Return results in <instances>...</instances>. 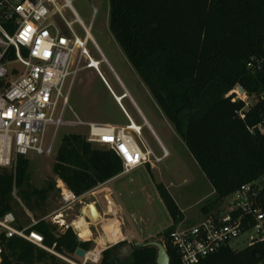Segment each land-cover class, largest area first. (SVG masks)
<instances>
[{
  "label": "trees",
  "instance_id": "trees-1",
  "mask_svg": "<svg viewBox=\"0 0 264 264\" xmlns=\"http://www.w3.org/2000/svg\"><path fill=\"white\" fill-rule=\"evenodd\" d=\"M109 1L114 39L209 180L214 202L264 178V130H252L264 120V100L257 98L264 90V73L253 76L247 70L249 58L263 53L264 0ZM238 85L254 102L244 120L238 115L244 103L233 101L235 95L226 97ZM123 169L113 150L74 134L63 137L53 165L54 175L78 198L120 176ZM29 170L30 161L23 156L15 173L0 168V217L14 212L22 228L29 226L30 219L21 223L26 208L39 221L29 232L42 235L47 247L56 245V252L67 258H74L78 249L88 252L91 242L81 241L71 226L61 230L43 220L57 184L50 180L38 189ZM15 189L23 206L14 197ZM157 189L174 224L182 222L183 213L170 192L163 184ZM172 231L165 233L164 245L171 264H181L169 239ZM4 245L2 264H69L19 237ZM126 245L103 251L99 264H157L156 247L134 245L122 257ZM262 261L264 243H256L241 250L227 246L198 264Z\"/></svg>",
  "mask_w": 264,
  "mask_h": 264
},
{
  "label": "built area",
  "instance_id": "built-area-1",
  "mask_svg": "<svg viewBox=\"0 0 264 264\" xmlns=\"http://www.w3.org/2000/svg\"><path fill=\"white\" fill-rule=\"evenodd\" d=\"M67 9L74 18L72 21L67 19ZM74 24L85 32L84 37L76 32ZM90 42L101 56L100 60H95L89 51ZM102 63L113 72L71 0H64V4L59 0H0V168L15 173L18 157L51 154L53 145L48 142L49 132L62 126H87V141L113 150L123 162V174L146 165L156 167L169 156L162 144V156L154 151L143 138V126L139 125V130L133 128L134 120L121 102L127 94L116 96L100 70ZM84 69H94L98 73L121 106L128 119L127 125L64 120L68 105L67 84ZM247 70L253 76L264 73V48L262 54L249 58ZM238 86L226 97L235 95L233 101L244 103L238 113L244 120L252 111L254 102L245 90L241 94ZM257 98L264 100V90ZM255 128L264 130V120L252 130ZM260 180L244 184L232 194L227 199L226 211L209 214L193 227H179L170 233V242L181 264H198L227 246L233 247L244 236L250 245L264 243V205L261 201L264 188ZM59 186L65 202L78 198L63 181L59 180ZM14 197L20 202L16 189ZM32 219L29 226L22 228L14 212L0 217V264L3 263L5 241L15 237L67 260L56 252V245L49 248L42 235L29 232L39 222ZM48 219L43 218L60 225L61 230L69 227L62 213ZM100 259V251L98 254L89 251L82 260L84 264H98Z\"/></svg>",
  "mask_w": 264,
  "mask_h": 264
},
{
  "label": "rangeland",
  "instance_id": "rangeland-1",
  "mask_svg": "<svg viewBox=\"0 0 264 264\" xmlns=\"http://www.w3.org/2000/svg\"><path fill=\"white\" fill-rule=\"evenodd\" d=\"M71 1L74 9L84 21L86 27L90 29L93 39L100 47L111 67L126 86L133 91L137 103L153 125L158 137L168 150L169 156L156 167H152L151 165L142 166L129 173L122 174L116 180L115 187L120 191V196L117 194V197L114 196V199L116 202H120L121 208L119 209L111 208L113 205L112 201L105 197L106 193L103 194L101 191L96 195L93 194L94 191L93 193L91 191L85 194H89L85 198H77L67 203L63 200L59 179L53 173V165L57 157V152L62 144L63 137L68 134L87 137L88 127L62 126L58 130L53 129L49 132L48 142L53 145L51 154L43 156L31 155L27 158L30 161L29 171L31 173V183L38 189L45 188L46 182L50 180L57 184V187L50 195L47 205L45 206V210L48 213L44 218H49L48 220H50L53 219L55 215L62 213L65 224L74 229L80 240L91 242V247L88 252L100 251L102 254L103 251L114 246L112 243L119 244L126 241L128 245L120 252V256L125 257L129 250H131V247L136 243L157 241L165 244V233L179 227L190 228L197 225L200 221L201 214L206 215V211L212 208L214 200L212 194L214 190L187 149L184 141L167 120L162 110L151 96L148 88L114 39L109 26L110 1ZM59 2L64 4V0H59ZM65 12L67 19L72 21L74 18L68 9ZM94 19H96V21L92 29L91 26ZM74 29L82 37L85 36V32L80 29L78 24H74ZM88 49L95 60L101 59V56L94 48L92 42L89 43ZM82 65H84V62ZM95 65L94 62L93 66ZM100 70L108 80L116 96L119 98L121 92L118 90L117 80L114 75L105 63L101 64ZM123 93L125 92L123 91L122 94ZM65 95L67 97L70 95V100H68V105L64 114L65 121L77 122L80 119L83 123H94L90 122L91 119L114 118L123 125L128 123V119H126V116H124L116 104V99H113L108 87L94 69L79 71L75 77L68 82ZM121 102L126 107L128 113L133 117L135 126H143V138L151 145L158 155L162 156L163 151L160 145H158V140L155 139L150 128L146 125L145 119L140 116L138 111L137 116H135L128 101L123 102V100H121ZM99 147L109 148L108 146L100 145ZM157 184H163L173 196L174 200H176L184 216L182 222L174 224L175 222L159 194ZM100 196H103L102 199H100ZM98 198L100 199V203L96 202ZM92 202H96L100 206L103 213L102 219L96 223H92L89 217L87 222L92 224V236L90 231L87 236L81 237L75 225H72V222L76 220L78 216L85 214L84 210L90 207ZM20 203L22 204L21 200ZM204 208H206V210H203ZM24 209L26 217L21 216V223H25L27 219H30L32 222L34 214L26 208ZM37 214L40 215L41 213L37 212ZM121 218H123V221ZM81 219L86 221L84 217H81ZM117 220H120L119 223L122 225L121 229L122 232H124V238L120 230V224L119 226L117 224ZM57 226L60 228V225ZM110 226L117 232L120 239L115 238L109 243L108 230ZM89 237L91 239L87 240ZM104 237H107V242ZM249 245L248 238L244 236L233 244V248L241 250ZM65 258L70 260L73 264H84L83 258L81 259L77 255H75L74 258ZM61 259L71 264L69 261L63 258ZM87 264L93 263L88 262Z\"/></svg>",
  "mask_w": 264,
  "mask_h": 264
},
{
  "label": "crops",
  "instance_id": "crops-1",
  "mask_svg": "<svg viewBox=\"0 0 264 264\" xmlns=\"http://www.w3.org/2000/svg\"><path fill=\"white\" fill-rule=\"evenodd\" d=\"M113 69V68H112ZM113 75H114V77L116 78V83H117V87H118V90L121 92V95H122V92L124 91L126 94H127V96L124 98V100H123V102H125V101H128V104H129V106L132 108V110H133V112H134V114H135V116H137V111L139 112V114H140V116L142 117V118H144L145 119V122H146V125L150 128V130H151V132H152V134L154 135V137H155V139H157L158 140V145H160V144H162L163 145V143L161 142V140H160V138L158 137V135H157V133H156V131H155V129H154V127H153V125L151 124V122L148 120V118L146 117V115L143 113V111H142V109H141V107L139 106V104L137 103V101H136V99H135V97H134V93H133V91H131V89H129L127 86H126V84L121 80V78L116 74V72L114 71V69H113V72H111ZM72 88H73V86H72ZM110 92V91H109ZM110 94L112 95V97H113V99L115 100V98H114V96H113V94L110 92ZM70 95H71V93H70ZM70 95L68 96V100H70ZM115 102H116V104L118 105V107H119V109L121 110V112L124 114V112H123V110H122V108H121V106L118 104V102L115 100ZM124 106V105H123ZM124 108L126 109V107L124 106ZM128 112V111H127ZM77 116V115H76ZM124 116H125V114H124ZM132 117V116H131ZM133 118V117H132ZM126 119H127V117H126ZM134 120V119H133ZM90 122H94V123H98V124H113V125H117V126H124V125H127V124H122L120 121H116L114 118H109V119H91V121ZM164 146V145H163ZM165 147V146H164ZM166 148V147H165ZM123 174V173H122ZM121 174V175H122ZM120 175V176H121ZM120 176H118V177H116V178H114V179H112L111 181H109V182H107V183H105V184H103V185H101V186H99L98 188H96V189H94L93 191H94V193H93V191H92V193L94 194V195H96L97 193H99L100 191L101 192H103V194L104 193H106V195H105V197L106 198H109L110 199V201H112V203H113V205L111 206V208H117V209H119V208H121V205H120V202H116L115 201V199H114V196H116L117 197V194L120 196V191L119 190H117V188L115 187V183H116V180L120 177ZM214 190V189H213ZM89 195V194H88ZM88 195H84V196H82V197H79V199H82V198H85L86 196H88ZM212 196L215 198V191L213 192V194H212ZM102 197L103 196H100V199H102ZM100 199L98 198V199H96V202H99L100 203ZM176 201V200H175ZM215 201V199L213 200V205H212V208L208 211H206L205 213H206V215L205 214H201V217H200V221L201 220H203L204 218H205V216H207V215H209V214H219V213H222V212H224V211H226V207H227V199L226 200H224V201H222V202H214ZM96 202H92V205H94L95 207H96V209H97V211L99 212V214H100V218L102 217V210L100 209V206L98 205V203H96ZM204 210V209H203ZM104 212V211H103ZM81 217H84V219L87 221L88 220V218H89V216H87V214L85 213V214H82L81 216H78L77 217V219L76 220H74L73 222H72V224L74 225V223L76 222V221H78ZM121 220L123 221V218H121ZM199 221V222H200ZM120 222V220H117V224H118V226H119V223ZM198 222V223H199ZM89 223V222H88ZM90 224V231H91V236H92V229H91V223H89ZM121 224H120V230H121V233H122V235H123V238L125 237L124 236V232H122V229H121ZM90 236V237H91ZM87 238V240L89 239H91V238ZM86 240V241H87ZM116 244V243H115ZM114 243H112V245H115Z\"/></svg>",
  "mask_w": 264,
  "mask_h": 264
},
{
  "label": "bare ground",
  "instance_id": "bare-ground-1",
  "mask_svg": "<svg viewBox=\"0 0 264 264\" xmlns=\"http://www.w3.org/2000/svg\"><path fill=\"white\" fill-rule=\"evenodd\" d=\"M68 7L70 6V2H67ZM135 122V121H134ZM133 128L136 130H139L140 127L133 125ZM84 212L87 214V216L90 217L92 220V223L98 222L100 219V214L97 211L96 207L94 205H91L90 207H87ZM73 225V224H72ZM76 229L79 231V234L81 237H85L89 234L90 232V227L89 223L87 221H84L83 219H79L74 223ZM106 242H107V237H104ZM115 238L120 239V236L117 234V232L110 226L108 230V242L110 243L113 241ZM95 254H98L99 251H93Z\"/></svg>",
  "mask_w": 264,
  "mask_h": 264
},
{
  "label": "water",
  "instance_id": "water-1",
  "mask_svg": "<svg viewBox=\"0 0 264 264\" xmlns=\"http://www.w3.org/2000/svg\"><path fill=\"white\" fill-rule=\"evenodd\" d=\"M238 90L241 94L244 93V89L240 85L238 86ZM260 183H261V186L264 188V179H261ZM135 246L138 248L156 247L157 248V264H171L170 255L166 249V246L163 243L157 242V241H151L147 243H136ZM76 255L80 258H83L85 255V251L82 249H78L76 252Z\"/></svg>",
  "mask_w": 264,
  "mask_h": 264
},
{
  "label": "flooded vegetation",
  "instance_id": "flooded-vegetation-1",
  "mask_svg": "<svg viewBox=\"0 0 264 264\" xmlns=\"http://www.w3.org/2000/svg\"><path fill=\"white\" fill-rule=\"evenodd\" d=\"M95 21H96V19H94V21H93V23H92V29H93V27L95 26Z\"/></svg>",
  "mask_w": 264,
  "mask_h": 264
}]
</instances>
